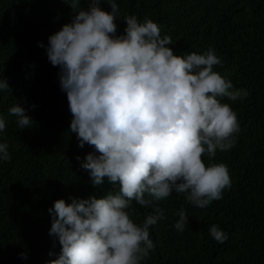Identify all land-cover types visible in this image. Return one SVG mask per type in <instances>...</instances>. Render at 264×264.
Returning a JSON list of instances; mask_svg holds the SVG:
<instances>
[{
	"label": "trees",
	"instance_id": "trees-1",
	"mask_svg": "<svg viewBox=\"0 0 264 264\" xmlns=\"http://www.w3.org/2000/svg\"><path fill=\"white\" fill-rule=\"evenodd\" d=\"M116 3L118 33L126 27V15L140 22L150 18L161 37L172 38L167 46L174 54H203L213 48L222 61L213 70L230 79L233 90L249 93L237 101L219 98L236 112L240 131L233 148L217 150L211 160L203 157L206 165H227L231 188L203 209L176 192L157 202L165 218L150 227L154 249L141 264H264V0ZM101 7L110 11L106 0ZM81 8H87L86 0ZM71 15L63 0H0V80L11 89L0 90V116L6 123L0 143L8 145L11 156L10 161L0 160V264H48L58 258L61 246L49 235L48 209L54 201L71 203L70 198L100 197L114 190L107 181L94 187L80 167L94 148H80L70 132L72 116L59 85L60 69L47 58L48 37L69 23ZM15 104L34 121L28 128H19L9 114ZM133 208L129 212L137 224L152 211L135 201ZM181 208L189 217L183 232L174 228ZM212 225L228 235L225 242L210 235Z\"/></svg>",
	"mask_w": 264,
	"mask_h": 264
},
{
	"label": "clouds",
	"instance_id": "clouds-1",
	"mask_svg": "<svg viewBox=\"0 0 264 264\" xmlns=\"http://www.w3.org/2000/svg\"><path fill=\"white\" fill-rule=\"evenodd\" d=\"M63 2L73 15L48 37L47 58L60 69L70 132L80 148H94L82 161L76 157L80 167L94 187L107 181L114 190L70 198L71 203L54 201L49 235L61 251L48 264H141L154 249L150 227L165 218L157 202L176 192L203 209L231 188L227 165H206L203 157L211 160L217 150L233 148L240 131L236 112L219 98L237 101L249 93L233 90L232 81L213 70L222 64L213 48L174 54L167 46L172 38L161 37L150 18L140 22L126 15L118 33L116 0H106L110 11L101 7L102 0H86V9L81 0ZM0 90L11 91L4 78ZM9 114L21 129L34 123L18 104ZM5 128L0 116V132ZM0 160H11L6 143H0ZM133 201L152 208L142 224L131 218ZM176 215L174 228L183 232L189 217L183 208ZM209 233L219 243L228 239L217 225ZM19 255L27 259L26 253Z\"/></svg>",
	"mask_w": 264,
	"mask_h": 264
}]
</instances>
